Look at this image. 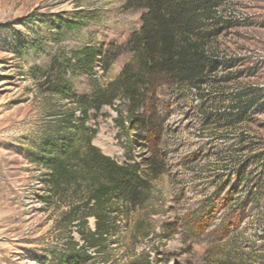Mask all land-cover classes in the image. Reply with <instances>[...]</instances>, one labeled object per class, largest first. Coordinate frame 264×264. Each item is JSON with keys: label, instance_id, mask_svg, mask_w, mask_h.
<instances>
[{"label": "rangeland", "instance_id": "rangeland-1", "mask_svg": "<svg viewBox=\"0 0 264 264\" xmlns=\"http://www.w3.org/2000/svg\"><path fill=\"white\" fill-rule=\"evenodd\" d=\"M127 3L0 0V264H52L83 251L87 264H264V0L217 9L209 52L231 65L200 91L159 84L139 108L143 122L123 101L115 102L122 113L90 109L93 144L120 164L136 163L144 180L136 205L114 206L115 237L85 250L64 221L72 198H48V170L35 161L68 115L81 114L77 99L53 95L41 73L91 46L103 54L92 72L70 77L73 93L91 98L106 88L131 60L124 48L141 26L142 12ZM62 17L82 27L59 29ZM112 45L123 50L104 71ZM248 90L261 101L243 122H227L236 94Z\"/></svg>", "mask_w": 264, "mask_h": 264}, {"label": "trees", "instance_id": "trees-1", "mask_svg": "<svg viewBox=\"0 0 264 264\" xmlns=\"http://www.w3.org/2000/svg\"><path fill=\"white\" fill-rule=\"evenodd\" d=\"M225 1L128 0V11L142 12L141 26L124 48L132 58L114 81L96 90L91 98L76 97L69 79L92 72L102 50L86 46L70 58L56 59L48 71L41 73L53 95L77 99L81 114L68 115L70 119L65 121L68 125H62L44 141L43 154L35 162L48 170L45 182L49 199L72 198L63 217L76 228L85 250H99L115 237L118 218L114 206L136 205L141 200L144 183L136 163L120 164L93 144L96 131L86 127L90 109L100 111L103 106L115 107L116 101H123L128 103L130 119L143 122L139 108L146 94L159 84L188 85L200 91L215 72L229 68L230 63L219 61L209 52L214 27L221 21L217 9ZM55 25L68 31L82 27L81 23L63 17ZM113 48L116 51L112 57L104 59V71L109 70L123 50L119 46ZM261 99L255 90L236 94L233 107L236 111L225 113L226 121L243 122ZM121 106L122 103L115 107L119 113ZM92 218L94 230L90 227ZM82 253H70L52 264H87L92 257Z\"/></svg>", "mask_w": 264, "mask_h": 264}]
</instances>
